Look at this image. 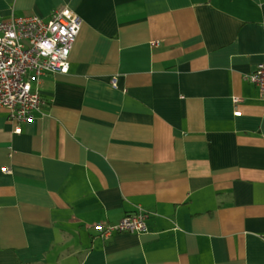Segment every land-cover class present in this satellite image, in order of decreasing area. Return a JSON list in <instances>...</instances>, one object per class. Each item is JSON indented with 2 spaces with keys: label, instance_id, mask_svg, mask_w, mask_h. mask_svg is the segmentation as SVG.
<instances>
[{
  "label": "crops",
  "instance_id": "crops-1",
  "mask_svg": "<svg viewBox=\"0 0 264 264\" xmlns=\"http://www.w3.org/2000/svg\"><path fill=\"white\" fill-rule=\"evenodd\" d=\"M64 6L83 19L69 70L40 78L34 121L0 110V264H264V0L0 15ZM140 208L146 232L94 227Z\"/></svg>",
  "mask_w": 264,
  "mask_h": 264
},
{
  "label": "built area",
  "instance_id": "built-area-1",
  "mask_svg": "<svg viewBox=\"0 0 264 264\" xmlns=\"http://www.w3.org/2000/svg\"><path fill=\"white\" fill-rule=\"evenodd\" d=\"M82 23L80 14L69 6L58 8L48 20L37 14H12L9 18L0 15V110H8L11 120L32 122L36 112H42L45 102L40 78L69 70L71 51ZM41 45H48L50 50ZM248 78L258 86L264 100V61ZM112 83L117 86L116 78H112ZM16 131L20 132V128ZM4 170L12 171L10 167ZM147 218L148 212L140 208L118 223H97L94 227L106 238L115 232L143 233L149 229Z\"/></svg>",
  "mask_w": 264,
  "mask_h": 264
},
{
  "label": "clouds",
  "instance_id": "clouds-1",
  "mask_svg": "<svg viewBox=\"0 0 264 264\" xmlns=\"http://www.w3.org/2000/svg\"><path fill=\"white\" fill-rule=\"evenodd\" d=\"M42 48H45L47 50H50L48 45H41ZM67 70V65H65V71Z\"/></svg>",
  "mask_w": 264,
  "mask_h": 264
}]
</instances>
